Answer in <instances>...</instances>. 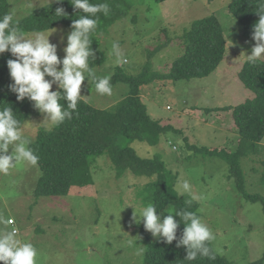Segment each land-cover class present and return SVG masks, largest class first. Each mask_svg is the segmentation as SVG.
Masks as SVG:
<instances>
[{"label":"rangeland","instance_id":"1","mask_svg":"<svg viewBox=\"0 0 264 264\" xmlns=\"http://www.w3.org/2000/svg\"><path fill=\"white\" fill-rule=\"evenodd\" d=\"M130 1L135 18L131 19L129 14L96 35L104 54V62L92 68L97 75L112 76L118 66L124 73L135 76L142 71L149 50L167 41L169 44L151 59L153 71L166 73L171 62L184 51L180 35L191 22L211 14L218 18L226 51L217 69L202 78L156 79L142 85L140 94L147 113L167 128L155 145L134 140L130 146L141 157L157 156L163 161L168 184L177 195L197 203L199 217L211 229L215 237L211 244L220 255L233 264L261 258L264 255L261 202L247 200L238 191L224 158L196 150L232 152L237 147L232 111L222 108L234 107L253 95L238 76L246 55L251 54L252 30H244L229 13L230 0ZM7 3L8 11L15 13L14 20H20L50 0H7ZM48 31H55L49 40L58 44V56L63 58L66 34L71 29L59 24L40 32ZM31 33L34 32L26 34ZM61 35L65 37L64 43H60ZM113 42H119L126 62L114 63ZM51 90H57L56 86ZM128 91L127 84L117 82L112 85L111 95H100L86 78L81 95L89 104L102 109L125 97ZM25 121L22 133L30 142L39 129L48 128L32 102ZM263 146L264 137L259 142V147ZM240 167L245 190L264 196V152L241 158ZM39 174L38 166L26 164H18L8 175L0 174V215L9 221L7 226L0 225V229L16 228L17 238L31 242L38 250V264H142L144 234L155 238L142 223L133 222V207L139 211L152 203L148 184L155 177L127 170L117 178L111 160L102 154L93 158L90 184L73 185L67 195L36 197L34 186ZM184 181L190 185L187 191L183 188ZM166 211L175 216L171 203L161 212L169 215Z\"/></svg>","mask_w":264,"mask_h":264},{"label":"trees","instance_id":"2","mask_svg":"<svg viewBox=\"0 0 264 264\" xmlns=\"http://www.w3.org/2000/svg\"><path fill=\"white\" fill-rule=\"evenodd\" d=\"M90 3H107L110 8L107 16L103 13L97 14L98 26L90 35L95 57L89 58V66L93 68L104 62V54L99 49L96 35L106 32L109 26L120 18L129 14L131 19L135 17L131 13L130 0H90ZM258 3L259 0H230L227 8L244 30L248 31L252 30V25L259 19L256 13ZM57 7H63L66 14L57 16L55 14ZM8 12L7 0H0V16ZM81 15H84L82 10H75L69 0H63L62 3L54 1L46 4L16 21L19 22V30L24 33L40 32L51 30L59 24L71 29L72 20ZM180 40L184 44V51L171 62L168 72L153 71L151 66L152 57L169 44L166 41L149 50L148 59L139 74L128 75L120 67H115L111 85L117 82L127 84L129 91L125 97L102 109L95 108L81 97L77 110L70 120L66 119L59 126L52 127L51 131L39 129L29 145L39 157L37 166L40 174L34 186L36 197L67 195L73 185L90 184L93 158L106 154L113 164L117 178L127 170L135 175L155 177L148 186L152 191V203L157 207L158 213L171 203L175 207V213L186 210L199 216L197 203L189 197L177 195L168 184L163 161L157 156L141 157L130 146V142L134 140L155 145L161 133L167 128L147 113L140 94L142 85L156 79L175 81L206 77L217 69L225 56L226 41L223 28L214 14L192 21L189 28L180 35ZM9 58L14 59L9 52L0 55V108L10 105L16 118L23 124L29 115L30 102L27 99L17 101L15 94L8 91L7 86L12 82L6 65ZM238 76L244 87L251 90L253 95L234 107L222 108L232 111L238 135L236 149L232 152L224 149L196 148V150L209 154L216 153L224 158L228 162L230 174L235 179L238 191L247 200L260 201L264 210V196L250 194L245 190V177L240 167L241 158L264 152V146L259 147V142L264 137V58L255 62L248 59L244 61ZM60 103L65 104L63 100ZM175 219L179 222V228L177 240L171 245L150 239L143 232L145 250L142 264H233L220 255L212 244L209 246L215 259L198 256L193 261L184 260L185 247H176L182 236L184 221L180 217ZM245 264H264V255Z\"/></svg>","mask_w":264,"mask_h":264},{"label":"clouds","instance_id":"3","mask_svg":"<svg viewBox=\"0 0 264 264\" xmlns=\"http://www.w3.org/2000/svg\"><path fill=\"white\" fill-rule=\"evenodd\" d=\"M55 2L62 3L63 0ZM69 2L75 10H82L84 15L72 20L71 31L66 34V45L62 49L63 58L58 56V44L50 43L49 40L56 29L47 33L26 34L19 30L14 12L0 16V55L9 52L14 57L6 61L12 81L7 86L8 91L15 94L17 101L27 99L32 102V107L43 116V122H47L48 131L72 118L80 98L84 96L81 95V90L86 78L91 86L94 84L97 94H112L111 75H97L89 66V58L95 57L90 35L98 26L97 14L107 16L109 5L93 4L90 0ZM256 13L259 19L252 25L251 34L254 44L251 54L246 55L250 62L264 57V0H259ZM55 14L63 16L66 13L63 7H57ZM64 41L65 37L61 35L60 43ZM111 55L115 57L114 63L117 65L126 62L119 42L112 43ZM54 85L57 89L55 91L51 90ZM61 100L65 104H61ZM22 130L23 125L14 115L12 107L9 105L0 108V174L8 175L18 164L34 167L38 165L39 157L29 147L31 142L23 135ZM183 188L186 191L190 189L187 181H184ZM133 209V222L136 225L142 223L152 237L166 245L177 240L179 222L175 217L182 218L184 228L176 247H185L184 260L193 261L198 256L215 259L209 246L215 237L195 212L184 210L174 216L166 211L170 214L165 216L163 212L158 213L153 203L146 204L139 211L134 207ZM8 223V219L0 215V225L7 226ZM37 257L38 250L31 242H23L17 238L16 228L0 229L2 264H38Z\"/></svg>","mask_w":264,"mask_h":264}]
</instances>
